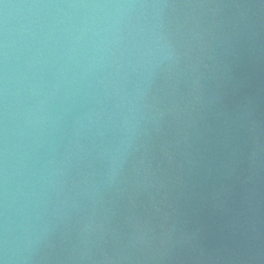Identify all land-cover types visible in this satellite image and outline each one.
<instances>
[{"label": "water", "instance_id": "obj_1", "mask_svg": "<svg viewBox=\"0 0 264 264\" xmlns=\"http://www.w3.org/2000/svg\"><path fill=\"white\" fill-rule=\"evenodd\" d=\"M0 264H264V0H0Z\"/></svg>", "mask_w": 264, "mask_h": 264}]
</instances>
